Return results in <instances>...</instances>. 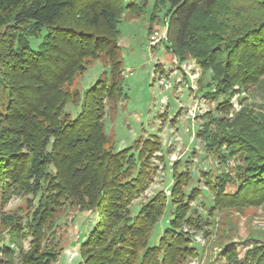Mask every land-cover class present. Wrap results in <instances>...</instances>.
Returning a JSON list of instances; mask_svg holds the SVG:
<instances>
[{
  "label": "trees",
  "instance_id": "1",
  "mask_svg": "<svg viewBox=\"0 0 264 264\" xmlns=\"http://www.w3.org/2000/svg\"><path fill=\"white\" fill-rule=\"evenodd\" d=\"M148 1L130 0L129 6L140 13ZM166 3L168 51L181 63L196 59L204 73L212 72L209 88L216 90L205 97L217 102L222 116L212 118L199 136L208 151L227 146L232 155H242L237 194L224 193L227 177L213 185L206 181L214 206L264 204V116L246 126L227 119L233 88L264 77V0H155V9ZM238 4L252 14L244 26L233 22ZM122 11V0H0V87L8 102L0 119V193L31 195L33 205L23 228L29 249L14 237L22 229V222L15 223L20 217L10 219L12 239L0 247V264H56L60 254L46 246V234L68 205L98 213L81 244V264H185L198 255L183 229L201 228L191 208L199 193L197 188L186 192L191 178L188 171L178 172L180 161L170 195L158 192L131 215L132 203L151 179V160L161 143L151 136L118 152L107 148L104 101L114 94L116 80L110 87L99 81L88 89L75 118L66 113L80 95L64 86L93 62L107 59L114 78L122 73L116 29ZM31 40L40 41L36 50ZM168 209V227L150 246L152 230ZM245 264H264V246L248 252Z\"/></svg>",
  "mask_w": 264,
  "mask_h": 264
},
{
  "label": "rangeland",
  "instance_id": "2",
  "mask_svg": "<svg viewBox=\"0 0 264 264\" xmlns=\"http://www.w3.org/2000/svg\"><path fill=\"white\" fill-rule=\"evenodd\" d=\"M129 3L130 0H122L123 11L116 24L117 56L122 73L114 78L113 67L107 59L93 62L83 74L64 86V91L72 95L78 91L80 95L79 103L66 106V113L75 118L82 110L88 89L99 81L110 87L115 79L117 88L104 101L103 128L109 137L107 148L112 146L118 152L133 146L141 137L151 136H158L161 143L160 151L151 160L148 186L131 205L132 217L158 192L170 195L174 168L180 161L178 172L188 171L191 178L186 192L198 189L199 197L192 202L191 208L193 217L201 224L197 230L187 226L183 229L189 232L198 253L185 264H234L233 261L245 264L248 252L264 246V204L230 206L224 202L214 206L208 184L213 185L219 178L227 177L224 193L237 194L239 182L236 176L242 166V155H232L227 146L208 151L204 139L199 136L212 118L222 116L216 111L217 102L205 97L211 89L216 90L209 88L213 86L212 72L204 73L196 59L189 58L181 63L168 51L167 3L155 9V0H149L140 13ZM236 11L239 15L233 22L238 26L250 21L251 11L244 4H238ZM39 44V40H31L33 49L36 50ZM228 101L232 106L227 115L231 125L246 126L250 120L264 116V77L255 85H236ZM7 104V93L0 87V119L5 116ZM210 130H216L214 123ZM202 173L209 175L205 178ZM31 201V195L7 198L0 193V247L10 245L12 228L7 224L10 219L20 217L15 223L22 222V229L14 237L20 246L29 249L30 236L23 228L33 209ZM171 218L168 209L152 230L150 246L158 243ZM97 220L98 213L94 210L82 211L71 205L63 209L46 234V246L60 254L56 264L82 263L81 244ZM230 251L235 255L228 260Z\"/></svg>",
  "mask_w": 264,
  "mask_h": 264
}]
</instances>
